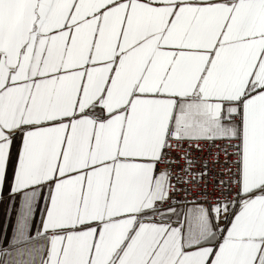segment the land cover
Listing matches in <instances>:
<instances>
[{
	"label": "snow or ice",
	"instance_id": "snow-or-ice-1",
	"mask_svg": "<svg viewBox=\"0 0 264 264\" xmlns=\"http://www.w3.org/2000/svg\"><path fill=\"white\" fill-rule=\"evenodd\" d=\"M5 191L0 264H264V0H0Z\"/></svg>",
	"mask_w": 264,
	"mask_h": 264
},
{
	"label": "crops",
	"instance_id": "crops-1",
	"mask_svg": "<svg viewBox=\"0 0 264 264\" xmlns=\"http://www.w3.org/2000/svg\"><path fill=\"white\" fill-rule=\"evenodd\" d=\"M8 203L7 192L0 193V225H2L6 215V204ZM14 215V213H13ZM10 232V226H9Z\"/></svg>",
	"mask_w": 264,
	"mask_h": 264
}]
</instances>
